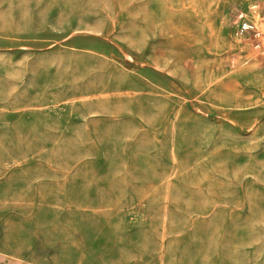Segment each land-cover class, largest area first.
I'll return each instance as SVG.
<instances>
[{
    "label": "rangeland",
    "instance_id": "374dc122",
    "mask_svg": "<svg viewBox=\"0 0 264 264\" xmlns=\"http://www.w3.org/2000/svg\"><path fill=\"white\" fill-rule=\"evenodd\" d=\"M249 1L0 0L1 252L264 264V12L230 22Z\"/></svg>",
    "mask_w": 264,
    "mask_h": 264
},
{
    "label": "built area",
    "instance_id": "2783aa9c",
    "mask_svg": "<svg viewBox=\"0 0 264 264\" xmlns=\"http://www.w3.org/2000/svg\"><path fill=\"white\" fill-rule=\"evenodd\" d=\"M260 12H264V0H250L245 6L235 7L230 14V22L239 30L246 31L249 26V16ZM228 61L231 69L238 67L239 60L236 54L231 55Z\"/></svg>",
    "mask_w": 264,
    "mask_h": 264
},
{
    "label": "crops",
    "instance_id": "0c3cea01",
    "mask_svg": "<svg viewBox=\"0 0 264 264\" xmlns=\"http://www.w3.org/2000/svg\"><path fill=\"white\" fill-rule=\"evenodd\" d=\"M252 15L254 14H251L250 16ZM0 264H41V263L25 260L17 255L0 251Z\"/></svg>",
    "mask_w": 264,
    "mask_h": 264
}]
</instances>
